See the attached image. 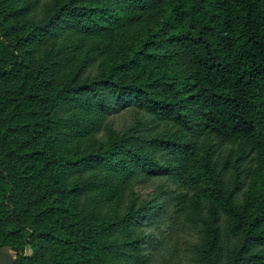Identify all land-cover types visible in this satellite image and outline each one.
<instances>
[{
	"label": "trees",
	"instance_id": "obj_1",
	"mask_svg": "<svg viewBox=\"0 0 264 264\" xmlns=\"http://www.w3.org/2000/svg\"><path fill=\"white\" fill-rule=\"evenodd\" d=\"M213 142L255 153L241 203ZM152 225L174 241L160 264H264V0H0V247L150 264Z\"/></svg>",
	"mask_w": 264,
	"mask_h": 264
},
{
	"label": "rangeland",
	"instance_id": "obj_2",
	"mask_svg": "<svg viewBox=\"0 0 264 264\" xmlns=\"http://www.w3.org/2000/svg\"><path fill=\"white\" fill-rule=\"evenodd\" d=\"M96 71L97 70L95 69L92 75H95ZM137 115L138 112L136 110L127 109L113 113L108 117L106 116L105 123L107 126L110 124L112 127H115L116 130L121 129L123 131L134 125L137 117H140L142 113L138 116ZM102 134L103 131H100L98 137H101ZM103 139L102 144L107 143L108 145L109 138L106 137ZM91 147L96 149L98 144L90 146L89 148ZM210 151L213 158L212 161L216 165L217 177L228 185V189L231 191L234 200L241 203L250 193L251 182H253L258 175L259 164L255 158V153L252 152V150L249 151V149L240 144V142H213ZM165 183L166 181L162 178H153L152 181H148L145 184L136 181L132 184L130 191L132 195H137L141 197L140 199L147 200L159 193L161 186ZM145 232L150 234L153 239V246L149 247V250L147 248V251L150 254V264H160L165 257H168L169 249L174 241L172 240V237H170V234L165 230L164 225H161L159 229L155 225H152L145 228ZM161 236L162 239L165 240L162 241V244H158L156 247V242L154 241L161 239ZM192 239L194 238L189 236L187 240ZM179 241L182 242L181 239H179ZM146 246H149V244H146ZM26 253H31L29 246L26 248ZM187 264L190 263L188 262Z\"/></svg>",
	"mask_w": 264,
	"mask_h": 264
},
{
	"label": "water",
	"instance_id": "obj_3",
	"mask_svg": "<svg viewBox=\"0 0 264 264\" xmlns=\"http://www.w3.org/2000/svg\"><path fill=\"white\" fill-rule=\"evenodd\" d=\"M16 260V253L9 246L0 247V264H14Z\"/></svg>",
	"mask_w": 264,
	"mask_h": 264
}]
</instances>
